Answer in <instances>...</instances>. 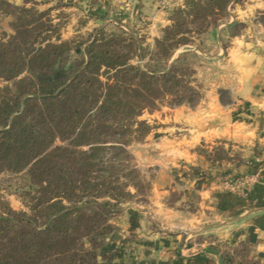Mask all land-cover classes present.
Wrapping results in <instances>:
<instances>
[{"label": "trees", "instance_id": "1", "mask_svg": "<svg viewBox=\"0 0 264 264\" xmlns=\"http://www.w3.org/2000/svg\"><path fill=\"white\" fill-rule=\"evenodd\" d=\"M35 21L20 9L16 37ZM48 30L0 42V80L8 83L0 87V170L33 192L28 212H0V264H110L121 252L99 254L114 238L106 211L146 190L127 146L150 131L138 119L143 110L179 81L172 69L130 65L104 36L73 49L86 60L69 73L61 57L72 46L48 42ZM163 42L157 47L169 56Z\"/></svg>", "mask_w": 264, "mask_h": 264}, {"label": "rangeland", "instance_id": "2", "mask_svg": "<svg viewBox=\"0 0 264 264\" xmlns=\"http://www.w3.org/2000/svg\"><path fill=\"white\" fill-rule=\"evenodd\" d=\"M111 1L114 7L103 17L90 12L89 8L93 7L90 0H0V42L9 43L15 38L31 39L35 35V28L36 31L49 29L44 34L48 42L60 39L72 46V50L66 51L61 57L66 64L65 70L70 73L86 60L84 53H75L73 49L76 46L83 48L94 37L104 36L103 41L109 47L129 57L130 65L143 71L172 69L171 73L176 75L178 85L172 89L163 88L154 106L143 110L138 117L149 124V133L127 146L133 158L132 164L139 171L146 190L122 203L119 209L106 211L109 215L107 223L112 228L109 239L112 236L114 238L106 241L99 251V254H109L120 247L121 253L110 264H143L144 244L159 234L160 227L149 218L141 222L144 219L138 217L142 216L139 211L150 205L152 195L157 198L162 194L155 195L152 191L154 168L149 166L152 163V147L147 141L168 139L183 132L175 126L178 122L174 115L178 106L193 107L202 100H211L214 95L210 96V91L223 82L227 69L226 64L219 60L223 57L220 47L225 51L235 37L245 36L247 40L256 41L264 36V0H148L145 7L152 8L155 13H145L144 16L134 14L133 1H127L123 10L117 8L119 2ZM22 8L33 12L37 18L35 22L40 24L33 22L28 28L24 27L17 38L15 27ZM179 11L182 12L179 14ZM28 19H22L21 22L25 24ZM149 22L154 25H149ZM165 29L173 35V40H164L167 35ZM157 42L167 45L171 50L169 56H164V49L158 48ZM218 52L221 56L216 59ZM100 79L105 82L103 68ZM7 84L0 80V87ZM229 100L228 92L222 90L221 101ZM240 117L234 116L235 119ZM199 155L195 165L191 162L176 163L171 175L172 190L164 195H169L171 199L178 197L181 187L188 189L189 193L194 188L195 193L193 191L189 195L190 203H193L197 200V192H202L200 190L209 185H216L220 191L234 194L228 185L232 186L248 176H236L230 166L227 167L228 163L235 165L240 162L237 149H225L222 144L214 145L213 148L203 145ZM130 191L134 192L133 188ZM31 195L33 192L21 177L0 170V212L7 207L28 212ZM178 200L173 202L182 201ZM186 206L190 208V204ZM182 244L181 249H185L186 242ZM216 247L225 264H257L241 257L244 250L240 244L235 246L220 241ZM99 261L108 264L100 257Z\"/></svg>", "mask_w": 264, "mask_h": 264}, {"label": "crops", "instance_id": "3", "mask_svg": "<svg viewBox=\"0 0 264 264\" xmlns=\"http://www.w3.org/2000/svg\"><path fill=\"white\" fill-rule=\"evenodd\" d=\"M90 1L94 8L89 10L97 16H106L114 7L111 0ZM116 1L120 10L133 1L137 16L155 13L145 7L148 0ZM220 49L223 57L218 52L216 59L227 69L223 82L210 91L211 100L178 106L175 126L183 132L147 141L152 147V191L162 194L152 195L150 205L139 211L141 222L149 218L160 227L159 234L144 244L143 264H223L216 247L220 241L240 244L243 259L264 264V36L256 41L235 37L225 51ZM222 90L230 95L228 102L221 101ZM234 116L241 117L234 120ZM217 144L238 150L240 162L226 165L236 176L257 174L258 181L245 197L222 192L216 185L200 190L203 194L198 191L193 203L189 195L194 188L189 193L181 187L178 197L171 199L164 195L172 190L176 163L195 165L203 145L213 148ZM178 199L182 201L173 202ZM183 241L185 249H181Z\"/></svg>", "mask_w": 264, "mask_h": 264}, {"label": "built area", "instance_id": "4", "mask_svg": "<svg viewBox=\"0 0 264 264\" xmlns=\"http://www.w3.org/2000/svg\"><path fill=\"white\" fill-rule=\"evenodd\" d=\"M258 181L257 174H250L246 176L245 178L241 179L240 182L233 184L230 186V190L237 195L238 197H245L249 188L252 186V184L256 183Z\"/></svg>", "mask_w": 264, "mask_h": 264}]
</instances>
